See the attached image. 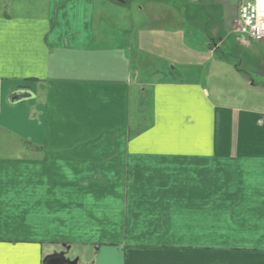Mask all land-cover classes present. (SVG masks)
<instances>
[{
  "label": "crops",
  "instance_id": "0c3cea01",
  "mask_svg": "<svg viewBox=\"0 0 264 264\" xmlns=\"http://www.w3.org/2000/svg\"><path fill=\"white\" fill-rule=\"evenodd\" d=\"M229 6L0 0V264H264V53L229 65L249 95L163 69L164 22L214 55Z\"/></svg>",
  "mask_w": 264,
  "mask_h": 264
},
{
  "label": "rangeland",
  "instance_id": "374dc122",
  "mask_svg": "<svg viewBox=\"0 0 264 264\" xmlns=\"http://www.w3.org/2000/svg\"><path fill=\"white\" fill-rule=\"evenodd\" d=\"M164 1H172V0H164ZM179 1V0H175ZM181 2L183 0H180ZM229 7L228 11L225 12V28L224 32L228 36L225 38L228 39L227 42H224V45L217 51H215L214 55H210V41L209 39L204 35L203 32L200 30H197L195 28H191L190 25H186L184 27L175 25H171V22H164L163 25H165L166 32H170L175 30L178 31L173 39H169L166 37V40L169 39V43L167 44L166 41H163L164 43L162 46L164 47V56L166 59L171 58L173 62L176 64V72L172 74L171 72V65L168 63H165L164 70L170 78H181L183 80L188 81L189 78H193L195 75H199L205 79V75L209 70L216 71L213 73L212 76L206 77L205 81L208 80V84H210L211 78H212V85L211 87L217 86L218 89H223V91H235V92H242L246 94L247 86H241L240 84L236 85L235 80L232 82V69L229 65L234 64L236 62L235 54L236 53H246L250 54L251 51L254 52H262L264 53V44H257L255 42H246L245 39L241 37L236 32V26L235 22L233 20H236L237 18V11L236 6L237 2L235 0H229ZM184 7V6H183ZM182 7L181 14L178 12H174L172 15L174 18L172 19L174 22L180 21L183 22V15L186 14L188 11V7H186L185 10ZM135 14L136 11L134 12ZM110 17H113L112 19L118 21V19L123 21L126 20L128 16L130 15L128 9H124L123 7H117L116 10H109ZM123 14V15H122ZM189 15V14H188ZM187 16V14H186ZM118 17V18H117ZM180 17V18H179ZM185 17V16H184ZM193 18H196V16H192ZM191 17V18H192ZM187 18V17H186ZM197 20V19H196ZM142 19H140L138 22H141ZM203 22V20H200ZM174 32V31H173ZM212 37H217L216 34ZM172 40V41H171ZM246 43L251 44V46H246ZM169 46V48L167 47ZM166 48V49H165ZM157 50H162L160 47ZM214 51H212L213 53ZM229 54V57H232L227 61L226 59H223L221 54ZM210 55V56H209ZM168 57V58H167ZM256 66V65H255ZM145 68V67H144ZM245 68L247 70L253 69V65H246ZM231 69V70H230ZM150 72L152 73V70H143V72ZM189 71L195 72L194 76L188 75ZM163 72V71H162ZM171 72V73H170ZM155 73V71H154ZM159 74V73H157ZM178 74H181L178 75ZM158 75L154 74V78H156ZM144 78V76H142ZM210 78V79H209ZM238 82L239 80L236 79ZM247 85V84H246ZM210 87V88H211ZM235 89V90H233ZM253 93V92H251ZM251 95V94H250ZM252 96V95H251ZM69 259V258H68ZM71 260V259H70Z\"/></svg>",
  "mask_w": 264,
  "mask_h": 264
},
{
  "label": "built area",
  "instance_id": "2783aa9c",
  "mask_svg": "<svg viewBox=\"0 0 264 264\" xmlns=\"http://www.w3.org/2000/svg\"><path fill=\"white\" fill-rule=\"evenodd\" d=\"M242 38L264 44V0H246L239 4L235 21Z\"/></svg>",
  "mask_w": 264,
  "mask_h": 264
},
{
  "label": "water",
  "instance_id": "95a60500",
  "mask_svg": "<svg viewBox=\"0 0 264 264\" xmlns=\"http://www.w3.org/2000/svg\"><path fill=\"white\" fill-rule=\"evenodd\" d=\"M27 93H16L12 98L11 102H16L20 99L28 98ZM77 259L70 260L65 257L64 253L52 254L45 257L43 264H76Z\"/></svg>",
  "mask_w": 264,
  "mask_h": 264
},
{
  "label": "trees",
  "instance_id": "16d2710c",
  "mask_svg": "<svg viewBox=\"0 0 264 264\" xmlns=\"http://www.w3.org/2000/svg\"><path fill=\"white\" fill-rule=\"evenodd\" d=\"M113 2H116V3H124L125 0H112ZM197 13V12H196ZM195 15V14H194Z\"/></svg>",
  "mask_w": 264,
  "mask_h": 264
}]
</instances>
